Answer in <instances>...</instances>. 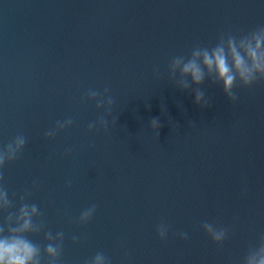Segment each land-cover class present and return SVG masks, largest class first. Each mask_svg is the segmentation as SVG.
<instances>
[{"label":"water","instance_id":"95a60500","mask_svg":"<svg viewBox=\"0 0 264 264\" xmlns=\"http://www.w3.org/2000/svg\"><path fill=\"white\" fill-rule=\"evenodd\" d=\"M262 25L264 0H0V149L27 138L3 184L17 208L30 190L47 229L65 233L61 264L97 252L111 264H242L264 234V84L237 88L231 103L206 81L201 108L167 68L221 33ZM105 88L109 128L90 133L105 110L82 97ZM204 222L229 229L222 246ZM32 239L45 243L43 233Z\"/></svg>","mask_w":264,"mask_h":264},{"label":"clouds","instance_id":"9594fccd","mask_svg":"<svg viewBox=\"0 0 264 264\" xmlns=\"http://www.w3.org/2000/svg\"><path fill=\"white\" fill-rule=\"evenodd\" d=\"M159 76V70H156ZM168 80L181 91L194 89V103L201 108L209 105L205 99L206 93L202 85L206 81L222 87L223 94L229 102L235 103L238 99L236 89H250L257 84H264V25L248 31L234 34L221 33L214 45H197L190 53L173 56L167 68ZM109 89L103 93L89 89L82 97V102L94 101L97 110L104 108V115L98 117L88 125V131L109 128L107 117L111 115L114 100L108 95ZM116 124V120L113 121ZM71 118L57 121L53 129L45 133L46 139H53L58 133L70 128ZM195 125L192 123L190 126ZM160 121L154 118L150 122L151 131L159 139ZM176 126L173 131H176ZM27 138L17 134L3 149H0V264H61L64 250L65 233H53L47 229L43 213L35 203H29L31 191H25L19 197V206L16 207L15 196L10 197L8 189L3 184V169L17 161L23 153ZM67 154V153H66ZM37 181H33L35 187ZM71 187V182L68 183ZM97 206L92 204L83 210L78 218L79 225L88 224L96 213ZM204 233L212 243L222 246L228 237L229 229L217 226L215 223L204 222L201 225ZM43 233V246L35 242L32 237ZM186 241L188 234H177ZM157 236L163 241L168 236V228L161 224L157 228ZM79 237L73 236L72 243L76 244ZM85 264H111L109 258L102 252ZM242 264H264V234L259 237L258 243L250 246L243 257Z\"/></svg>","mask_w":264,"mask_h":264}]
</instances>
